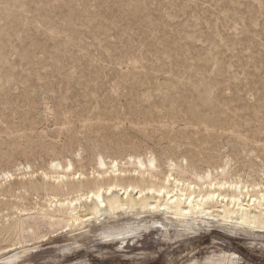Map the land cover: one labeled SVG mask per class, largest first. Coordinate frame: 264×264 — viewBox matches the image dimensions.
<instances>
[{"label":"rangeland","instance_id":"rangeland-1","mask_svg":"<svg viewBox=\"0 0 264 264\" xmlns=\"http://www.w3.org/2000/svg\"><path fill=\"white\" fill-rule=\"evenodd\" d=\"M100 155L264 192V0H0V264H264V232L222 221L25 230Z\"/></svg>","mask_w":264,"mask_h":264},{"label":"bare ground","instance_id":"bare-ground-1","mask_svg":"<svg viewBox=\"0 0 264 264\" xmlns=\"http://www.w3.org/2000/svg\"><path fill=\"white\" fill-rule=\"evenodd\" d=\"M98 163L99 171L92 181L81 172L59 176L57 185L51 187L61 192L86 184L93 187L76 189L78 194L71 198L60 199L54 194L39 215H23L25 230L36 233L44 226L63 222L75 227L124 212L134 216L159 214L194 226L222 221L264 232V192H256L255 186L250 188L242 181L217 179L214 171L219 172V168L201 171L194 159L185 165L172 161L163 168L157 157L140 155L131 156L124 164L117 159L108 162L100 155ZM44 178L50 179V175L44 173Z\"/></svg>","mask_w":264,"mask_h":264}]
</instances>
